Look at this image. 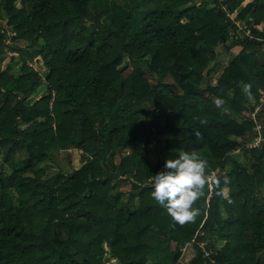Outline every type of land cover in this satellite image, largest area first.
<instances>
[{"label": "trees", "instance_id": "trees-1", "mask_svg": "<svg viewBox=\"0 0 264 264\" xmlns=\"http://www.w3.org/2000/svg\"><path fill=\"white\" fill-rule=\"evenodd\" d=\"M227 41L240 50L213 84ZM6 49L48 73L44 83L23 59L16 76L0 57V264H106L107 252L178 264L191 243L187 264H264V145L245 147L255 134L243 120L260 106L264 136V0H0ZM71 149L82 166L45 179L44 163ZM149 149L163 154L155 164ZM181 151L217 175L183 225L151 197Z\"/></svg>", "mask_w": 264, "mask_h": 264}, {"label": "clouds", "instance_id": "clouds-1", "mask_svg": "<svg viewBox=\"0 0 264 264\" xmlns=\"http://www.w3.org/2000/svg\"><path fill=\"white\" fill-rule=\"evenodd\" d=\"M242 90L248 94L249 85L245 84ZM207 167V160L200 159L196 153L181 151L175 158H167L163 170L153 175L151 197L175 223L183 225L199 214L200 209L194 204L204 195ZM217 195L223 197L226 192L218 187Z\"/></svg>", "mask_w": 264, "mask_h": 264}, {"label": "rangeland", "instance_id": "rangeland-1", "mask_svg": "<svg viewBox=\"0 0 264 264\" xmlns=\"http://www.w3.org/2000/svg\"><path fill=\"white\" fill-rule=\"evenodd\" d=\"M245 3H250L253 0H244ZM210 0H192V3H209ZM2 26H5V20L2 21ZM261 28V27H258ZM17 45L21 46L22 48L26 47L25 43L17 42ZM230 41H227L225 43H222L220 47L218 48V65L217 70L212 73L210 78L212 79V83L215 84L220 72L224 69V67L228 64V62L232 59V57L239 52L240 48H233L229 49ZM34 49V48H33ZM32 49V50H33ZM31 51V50H30ZM0 57L2 59V69H9L11 73L15 74L16 76L20 75L21 67L23 65V59L27 61L28 67L31 69L36 70L41 78L44 80L46 79V74L48 73L45 71L43 64L41 61H37V58L31 59L28 54L21 53V52H14L13 50L6 49L5 52L0 54ZM38 57V56H37ZM14 58V61H12ZM129 71L128 73H130ZM151 82H154V80L151 78ZM167 83L173 84L174 81L171 78L166 79ZM175 90L178 92V87L175 86ZM47 92L45 87H41L36 95L37 99H41L42 97L46 96ZM262 102H264V97L262 98ZM243 120H245L243 118ZM153 144H156L158 146V143L154 142ZM241 149H238L235 151V156H239ZM121 156V153H117V158ZM147 156L151 159L152 164H155L158 160V158L163 157V154H161V150L158 151V154L154 152L153 150L149 149L147 152ZM84 162V159L82 157V153L77 149H71L67 152H55L53 154V161L48 160L44 163V165L47 166L46 169V175L45 179L55 175L59 171H62L64 174H71L75 170H78ZM224 174V173H223ZM119 190L121 192V201L125 202L128 200L129 196L133 193V189L129 183H123L120 185ZM226 195L228 194V189H225ZM225 195V196H226ZM138 205V201L134 200L131 204L132 208H136ZM174 245H172L171 249H174ZM106 250L108 248L106 247ZM196 251L193 246V244H188L182 249V254L179 259L178 264H187V262L195 255ZM107 259L106 264H117V261L107 252L106 257ZM156 263V262H155Z\"/></svg>", "mask_w": 264, "mask_h": 264}, {"label": "built area", "instance_id": "built-area-1", "mask_svg": "<svg viewBox=\"0 0 264 264\" xmlns=\"http://www.w3.org/2000/svg\"><path fill=\"white\" fill-rule=\"evenodd\" d=\"M231 19H232V22L236 26L239 27V29H238L239 31L246 29V26L243 25L241 22L235 20L234 16L233 17L231 16ZM246 35H249L251 39H254L253 36H251L250 31H246ZM257 40L260 41V39H257ZM260 112H261V107L257 106V107H255L254 110H251V111H248L247 113H245V117H246L245 120L254 123L253 134H255L254 140L245 145L246 148H257V147L264 145V136L262 135V133H263V122H262V119H260ZM216 178H217V175H215V174H213L211 176H207V182L206 183L209 186L210 193H212V189H213L212 183ZM201 246L204 247L205 244L201 243ZM208 255L209 254L206 253V256H208Z\"/></svg>", "mask_w": 264, "mask_h": 264}, {"label": "crops", "instance_id": "crops-1", "mask_svg": "<svg viewBox=\"0 0 264 264\" xmlns=\"http://www.w3.org/2000/svg\"><path fill=\"white\" fill-rule=\"evenodd\" d=\"M262 109L264 110V103H263Z\"/></svg>", "mask_w": 264, "mask_h": 264}]
</instances>
